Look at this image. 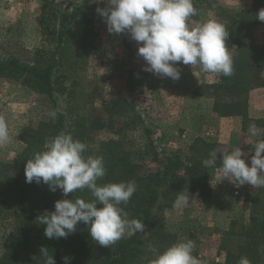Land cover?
Segmentation results:
<instances>
[{"label":"trees","instance_id":"1","mask_svg":"<svg viewBox=\"0 0 264 264\" xmlns=\"http://www.w3.org/2000/svg\"><path fill=\"white\" fill-rule=\"evenodd\" d=\"M88 1L71 0L63 9L45 0L52 18H48L43 7L39 22L43 45L28 59L8 54L0 45V82H15L46 96L57 112L55 119L23 127L18 137L23 150L11 161H0V217H9L12 225L0 264H44L41 248H47L56 264H64L65 256L70 258L69 264H150L154 259L150 245L162 253L177 242V235L166 229L163 214L173 208L178 193L188 191L202 200L213 195L211 181L222 157L218 154L216 168H206L202 161L218 149L217 145L198 137L184 154L161 158L152 130L145 125L134 100L107 99L96 90L84 89L79 98L76 89L68 93V82L74 80V72L83 64L80 51L94 40L96 13ZM214 1L194 0L197 15L191 19L203 23L200 13L214 9ZM261 9L264 0H251L249 6L239 11L223 6L215 8L218 21L229 32L226 45L235 52L234 72L231 76L218 74L217 81L202 84L197 94L214 99L212 111L217 117L241 118L243 130L255 123L260 139H264V117L253 118L249 110L250 92L264 88V44L257 45L253 36L255 27L264 24L257 19ZM51 21L57 23L55 28L50 29ZM19 28L11 26L6 33L10 35ZM65 92L70 101L61 109L57 96ZM135 130L144 136L143 149L135 142ZM61 132L86 143L85 156H103L106 175L99 184L136 182L137 192L122 207L129 219L144 222V233L124 238L112 247L96 243L90 236L89 225L83 222L67 238L49 239L44 235L46 225L38 218L55 211L57 201L93 199L87 189L64 196L62 190L52 192L44 183L26 182L27 160L44 150L47 139ZM253 188L254 192L246 196L250 205L248 222L232 220L221 234L218 252L224 254L223 264H238L245 256L252 264H264V188ZM193 255L202 262L197 253Z\"/></svg>","mask_w":264,"mask_h":264},{"label":"rangeland","instance_id":"2","mask_svg":"<svg viewBox=\"0 0 264 264\" xmlns=\"http://www.w3.org/2000/svg\"><path fill=\"white\" fill-rule=\"evenodd\" d=\"M49 1L65 9L71 0ZM250 2L215 0L214 9L201 11V20L218 21L215 11L218 6L239 11L249 6ZM88 5L96 13L94 40L91 46L80 51L83 64H79L81 68L74 72V80L71 78L72 81L68 82V93L76 89L79 98L84 89L88 92L96 90L107 99L134 100L145 125L152 130L161 158L179 152L184 154L196 138L203 137L217 145L218 149L231 151L241 148L248 154L246 162L250 166L253 145L260 140V131L253 136L249 128L243 130L241 118L217 117L212 111L214 99L197 94L202 84L217 81L218 73H205L199 65L182 63L177 65L181 69L179 80L143 71L145 61L137 55L139 45L127 33L110 34L104 18L97 13V8L108 6L106 0H89ZM43 7L48 18H52L45 0H0V45L4 52L26 60L37 47L43 45L39 26ZM49 24L52 29L57 23L51 21ZM15 25L20 27L19 30L7 35L6 30ZM253 36L257 45L264 44V24L255 27ZM230 51L233 57L235 52ZM68 93L57 96L61 109L69 104ZM249 101L250 116L264 117V88L253 89ZM53 111L46 96L15 82L1 81L0 118L9 125L10 141L0 144V161H11L23 150L24 145L18 138L23 127L36 126L40 121L52 119L50 113ZM136 130L133 137L138 148L143 149L144 136ZM102 134L107 136V133ZM211 187L213 195L209 200L190 195L195 199L194 203L190 200L191 204L182 210H166L163 221L166 229L177 235V242L184 239L194 241L193 254L202 257V264H223L224 254L218 252L221 234L229 228L232 220L248 222L250 205L246 196L253 193L254 188L252 186L249 190L251 185H243L246 193L237 197L234 183L222 180L218 171L212 177ZM11 231L10 218L0 217V258Z\"/></svg>","mask_w":264,"mask_h":264},{"label":"clouds","instance_id":"3","mask_svg":"<svg viewBox=\"0 0 264 264\" xmlns=\"http://www.w3.org/2000/svg\"><path fill=\"white\" fill-rule=\"evenodd\" d=\"M106 8H97L104 18L110 34L127 33L138 45L137 55L145 61L143 71L158 77L173 80L181 78L178 64L199 65L205 73L231 76L234 72L231 51L226 45L229 36L225 25L216 20L193 22L197 15L194 0H106ZM264 22V9L257 14ZM55 119L57 112L50 113ZM255 136V123L249 126ZM10 141L7 121L0 118V144ZM250 166L248 154L237 147L231 151L214 149L209 158L202 161L206 168H216L218 154L221 164L216 170L222 180L231 183L264 188V139L254 145ZM87 144L74 139L70 133L61 132L46 140L44 150L37 152L25 165L27 183H44L50 191L62 190L64 196L77 190L87 189L93 199H61L54 205L55 211L45 212L38 218L46 225L44 235L49 239L67 238L83 222L89 225L92 239L103 247H112L124 238L144 233L145 224L139 219H129L122 205H127L138 186L134 180L119 183L99 184L106 175L103 156H85ZM195 199L189 192H180L173 202V208L182 210ZM154 259L150 264H201L193 255L195 243L184 239L168 247L162 253L152 246ZM44 264H56L47 248H41ZM69 264L70 258H63ZM238 264H252L248 257H241Z\"/></svg>","mask_w":264,"mask_h":264},{"label":"built area","instance_id":"4","mask_svg":"<svg viewBox=\"0 0 264 264\" xmlns=\"http://www.w3.org/2000/svg\"><path fill=\"white\" fill-rule=\"evenodd\" d=\"M252 186L249 187V190H251ZM246 189V188H245ZM247 190V189H246ZM234 192L237 197L245 195L246 191H244V187L240 186L239 184H234Z\"/></svg>","mask_w":264,"mask_h":264}]
</instances>
